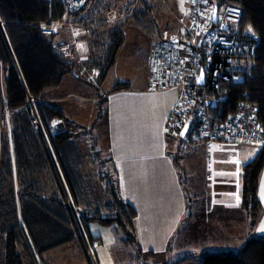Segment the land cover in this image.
<instances>
[{"label":"trees","instance_id":"obj_1","mask_svg":"<svg viewBox=\"0 0 264 264\" xmlns=\"http://www.w3.org/2000/svg\"><path fill=\"white\" fill-rule=\"evenodd\" d=\"M133 1L86 0L80 12L66 13L61 0H0V264H96L94 247L101 238L90 231L94 222L113 227L124 245L135 242L141 255L137 210L123 199L111 158L99 151L108 135L107 112L101 110L105 97L98 96L94 108H82L68 95H46L67 77L101 88L125 42L122 23L107 25L105 14L122 5L131 19L150 21L153 7L141 0L143 7L134 10ZM211 1L220 9H239L238 37L255 35L260 44L242 71L244 80H223L211 93L209 99L218 103L209 111L223 121L242 104L256 105L264 128V0ZM70 21L89 26L82 56L74 46L58 44L56 31L44 29ZM129 87L118 82L108 93ZM84 134L92 137L91 147L76 143ZM258 151L243 167L242 206L254 220L262 210L257 185L264 149ZM202 264H264V237L248 239L235 253H207Z\"/></svg>","mask_w":264,"mask_h":264},{"label":"crops","instance_id":"obj_2","mask_svg":"<svg viewBox=\"0 0 264 264\" xmlns=\"http://www.w3.org/2000/svg\"><path fill=\"white\" fill-rule=\"evenodd\" d=\"M56 35L61 41L68 38L63 29L57 30ZM78 39L82 40L79 36ZM149 77L150 73L140 87L129 83L128 90L103 93L102 103L108 117L107 137L113 147L109 150V164L117 172L123 199L137 210L136 234L148 253L143 262L170 264L168 261L179 254L193 256L203 241L207 245L202 247H209L208 250L235 253L248 239L264 237V231L259 230L264 222V165L257 185V198L262 205L258 219L254 220L242 206L243 167L259 151L249 146H232L216 152L210 166L202 144L186 141L180 133L170 130L169 114L178 90L149 93ZM66 79L85 92L94 89L79 79ZM93 98L96 101L98 95ZM177 135L183 148L176 145ZM197 235H206V239Z\"/></svg>","mask_w":264,"mask_h":264},{"label":"built area","instance_id":"obj_3","mask_svg":"<svg viewBox=\"0 0 264 264\" xmlns=\"http://www.w3.org/2000/svg\"><path fill=\"white\" fill-rule=\"evenodd\" d=\"M61 1L66 13H78L86 3V0ZM240 20L241 11L235 7L220 9L211 0H192L184 34L158 42L150 58L147 91L161 94L178 90L170 109V130L179 134L190 123L183 139L202 144L210 166L216 152L232 146L264 149V128L258 120V106L242 104L235 113L218 121L206 104L207 100L213 101L209 96L220 88L223 80L243 81L242 71L256 55L260 40L251 34L247 39L239 38ZM63 24H46L44 29L54 31ZM201 75L203 83H199ZM34 123L39 126L36 117Z\"/></svg>","mask_w":264,"mask_h":264},{"label":"rangeland","instance_id":"obj_4","mask_svg":"<svg viewBox=\"0 0 264 264\" xmlns=\"http://www.w3.org/2000/svg\"><path fill=\"white\" fill-rule=\"evenodd\" d=\"M147 2L153 7L149 17L150 21H148V18L141 21L131 19L124 13V11L121 10L122 5L117 8L118 10L114 8L105 14L106 20L103 21H105L107 25L122 23L121 25H123L125 42L117 55L116 64L108 74L107 79L101 88L95 90L96 93L94 92V89L89 92H85L84 90L78 88V86L71 85L66 81L67 79H64L60 87L47 91L46 95L53 97H65L69 95V93H75L74 95L70 94L67 96V100L70 103L81 106L82 108H88L89 106L94 108L93 104H95L96 101L98 102L99 99L94 101L95 98L93 97H96L97 94L100 96L99 98H102L103 93L109 91L110 88L119 81L130 83L132 87H140L145 78L149 75V61L155 45L160 41L173 40L184 34L191 8L189 5L190 0H147ZM211 2L214 3V1ZM133 3L134 10L143 7V2L141 0H134ZM96 26L97 24L95 23L92 27L97 29ZM88 27L89 26L87 25L83 26L79 23H74L73 21L59 25V27L54 31H60L63 29L68 38L61 41L58 39V35H56L55 40L58 44L60 42H64L63 44L66 45L67 49H69L70 46H74L75 52L79 56H82L83 54H86L87 42L90 41L88 36L86 38L87 31H89ZM81 28L84 32V39L82 37L83 34L80 35ZM78 36L81 37L82 40H79ZM101 110H105L104 104H102ZM81 122L86 123L83 120ZM1 131H3V128H1ZM91 138L92 137L90 135L84 134L75 140L77 144L81 143L85 146V148H88L92 145ZM175 138L178 140V144L176 145L183 148V144H181L182 139H180L178 135L175 136ZM100 142L98 143V146L102 158L110 156L109 150H112L113 147L110 145L108 137L104 135ZM114 230L115 229L113 227L102 226L96 222L91 224L90 231L92 235L99 236L101 238V241L94 247L95 255L97 257L96 264H138V262L139 264H148L143 262V260L147 261V251L142 248V253L140 255V251L135 242L124 245L120 242L119 236ZM205 237L206 235H204V237L198 236L199 239L203 238V240L206 239ZM205 243L206 242L203 241L201 245L196 248L197 253L194 252V254L192 252L193 258L190 261H184L181 264H202L203 257L206 253L218 252L217 250H208L209 247H202L203 244L207 245ZM222 251L225 252L227 250L222 249ZM180 255L181 254L174 256L168 261V263L178 261L181 257H183ZM134 257H136V259L130 262V259H133ZM166 262L167 261L165 260L162 263ZM72 264L87 263L86 261H82L73 262ZM156 264H160V262L156 261Z\"/></svg>","mask_w":264,"mask_h":264},{"label":"water","instance_id":"obj_5","mask_svg":"<svg viewBox=\"0 0 264 264\" xmlns=\"http://www.w3.org/2000/svg\"><path fill=\"white\" fill-rule=\"evenodd\" d=\"M214 22H217V9H215V15H214ZM224 30L226 29L224 26L222 27ZM199 83H203V79H202V75L199 79ZM218 100H214V101H210L207 100L206 104L212 108H215L217 106ZM190 123H187L184 125V127L182 128L181 132H180V137L184 138V136L186 135L187 130L189 129Z\"/></svg>","mask_w":264,"mask_h":264},{"label":"snow or ice","instance_id":"obj_6","mask_svg":"<svg viewBox=\"0 0 264 264\" xmlns=\"http://www.w3.org/2000/svg\"><path fill=\"white\" fill-rule=\"evenodd\" d=\"M250 30V29H249ZM252 154H250L251 156ZM238 165L240 164V161H235ZM239 173V167L237 168V175ZM237 187L239 188V184H237ZM262 198H264V186H262ZM239 200V196H237V201ZM238 206V205H237ZM261 231H264V222L261 223L260 229Z\"/></svg>","mask_w":264,"mask_h":264},{"label":"bare ground","instance_id":"obj_7","mask_svg":"<svg viewBox=\"0 0 264 264\" xmlns=\"http://www.w3.org/2000/svg\"><path fill=\"white\" fill-rule=\"evenodd\" d=\"M190 2H191V0H190ZM155 49V48H154Z\"/></svg>","mask_w":264,"mask_h":264}]
</instances>
